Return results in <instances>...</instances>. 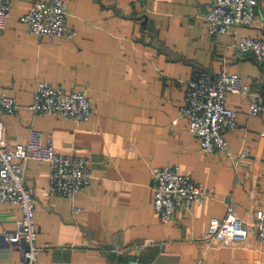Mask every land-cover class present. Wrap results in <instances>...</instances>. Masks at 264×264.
Here are the masks:
<instances>
[{
	"label": "crops",
	"instance_id": "crops-1",
	"mask_svg": "<svg viewBox=\"0 0 264 264\" xmlns=\"http://www.w3.org/2000/svg\"><path fill=\"white\" fill-rule=\"evenodd\" d=\"M31 1L9 0L0 37V93L17 106L0 113L2 143L12 148L37 129L54 151L87 157L91 174L89 188L67 198L48 191L46 162L24 161L39 264H264L252 228L242 241L201 244L210 218L229 208L247 223L264 213V112L249 114L246 96L227 94L236 125L224 133L227 152L212 154L179 114L185 82L199 70H225L264 89V64L235 48L239 36L264 35V0L235 35L208 33L211 0H65L73 36L54 42L21 22ZM39 81L83 91L90 119L31 111ZM243 150L248 156H239ZM173 165L201 183L206 198L164 223L153 209L151 169ZM19 216L15 204L0 202V235ZM0 264H25L21 250L0 241Z\"/></svg>",
	"mask_w": 264,
	"mask_h": 264
},
{
	"label": "built area",
	"instance_id": "built-area-1",
	"mask_svg": "<svg viewBox=\"0 0 264 264\" xmlns=\"http://www.w3.org/2000/svg\"><path fill=\"white\" fill-rule=\"evenodd\" d=\"M257 0H211L205 14L210 35L236 34L239 27L251 25L255 17ZM10 15L9 0H0V37ZM65 0H32L27 12L20 16L29 33L46 36L51 42L57 38H71L73 31L66 25ZM235 48L251 54L264 64V35L239 36ZM227 94H241L248 99V112L260 115L264 112V89L251 88L235 73L221 70L211 74L199 70L185 82L179 114L187 120L190 132L196 136L199 146L207 153L227 152L225 131L236 125V111L226 104ZM15 99L0 93V113L12 114L16 110ZM31 111L38 114H57L73 122H87L92 114L90 101L83 91H65L47 81L36 83ZM3 123L0 118V202L15 204L20 216L10 232H3L0 241L16 245L25 264H39L37 260V229L34 221V197L31 188L24 185L23 163L27 159L46 162L49 167L48 191L73 198L90 186L89 159L74 153L62 154L44 143L40 131L29 128L24 142L7 148L2 143ZM240 157L248 156L243 150ZM153 209L164 223L173 214L187 210L194 200L206 198L204 187L181 171L178 165L153 167ZM78 211V209H75ZM254 230L255 237L264 243V213L257 211L254 220L247 223L232 208L224 216L210 218L201 244L212 246L226 241H242ZM128 264H139L137 258Z\"/></svg>",
	"mask_w": 264,
	"mask_h": 264
},
{
	"label": "water",
	"instance_id": "water-1",
	"mask_svg": "<svg viewBox=\"0 0 264 264\" xmlns=\"http://www.w3.org/2000/svg\"><path fill=\"white\" fill-rule=\"evenodd\" d=\"M109 249L111 250L112 249V247H109ZM112 253V252H111ZM110 255H113V254H110Z\"/></svg>",
	"mask_w": 264,
	"mask_h": 264
}]
</instances>
